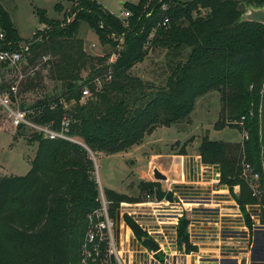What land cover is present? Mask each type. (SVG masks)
<instances>
[{
  "label": "trees",
  "instance_id": "1",
  "mask_svg": "<svg viewBox=\"0 0 264 264\" xmlns=\"http://www.w3.org/2000/svg\"><path fill=\"white\" fill-rule=\"evenodd\" d=\"M65 2L70 7L62 20L48 19L44 10L37 11L42 29L28 41L26 55L31 65L48 57L46 77L61 84L60 93L21 108H39L33 121L53 128L65 116L70 135L85 148L34 134L31 141L37 142V149L29 171L24 176H0V264H77L86 217L98 207L99 191L89 152L95 156L123 153L140 145L158 127L188 122L196 100L209 92L220 96L214 130H244L248 139L225 143L204 136L198 148L200 163L216 167L219 184L246 213L245 223L252 229L245 206L255 205L257 200L241 180L240 162L244 157L260 173V203L264 206L258 119L264 26L240 23L239 19L247 7L264 6V0H139L137 5L123 4L130 14L127 27L96 0ZM55 9L61 12L62 5ZM164 19L168 20L166 26L161 25ZM82 22L95 31L101 45L116 47L112 37L122 39L114 63L108 62V56L85 53L78 37ZM0 30L4 34L0 50L18 49L20 38L1 4ZM156 49L168 54L165 81L155 85L131 75V69ZM34 76L22 83L21 94L39 87L43 76L41 72ZM84 86L91 97L81 100ZM7 88V83L0 85V91ZM61 98L70 104L68 109L59 103ZM235 186H239L237 194ZM158 188L157 182L146 184L145 197L176 200L173 192ZM105 194L113 218L120 203L143 202L110 190ZM124 218L138 239L147 236L131 218ZM260 222L264 225V214ZM188 224L182 217L176 227L177 244L185 245L186 254L197 252L189 242Z\"/></svg>",
  "mask_w": 264,
  "mask_h": 264
},
{
  "label": "rangeland",
  "instance_id": "2",
  "mask_svg": "<svg viewBox=\"0 0 264 264\" xmlns=\"http://www.w3.org/2000/svg\"><path fill=\"white\" fill-rule=\"evenodd\" d=\"M98 2L107 11L119 17L125 10L124 3L137 5L139 0H99ZM0 4L7 12L20 38L16 44L17 48L27 45L35 32L42 29L37 15L38 10H44L48 19L62 20L70 7L65 0H0ZM57 4L62 5L61 12L55 9ZM78 37L83 40V49L88 55L108 56V59L116 55L118 47L110 44L101 45L95 31L84 22L79 26ZM167 55L164 49L150 50L144 60L131 69L130 74L142 77L155 85L163 83L168 76ZM46 60L48 57L31 65L28 57L24 56L18 65L22 75L19 90L22 89L23 82L35 77L34 73L41 72L43 76V81L38 88L20 93V104H23L25 108L31 107L45 96L60 93L61 84L46 77L48 73V69L44 68ZM9 73L12 77L10 82L16 80L18 73L16 71H9ZM219 97L216 92L203 95L196 100L188 122L183 121L170 127H158L146 136L140 145L110 156L94 155L95 162H93V177L98 191H102L105 198L107 197L105 192L110 190L130 199H141V201L147 199L145 185L155 182L152 177L154 165L165 163L162 169L164 171L158 170L170 180L168 183H159L158 189L165 193L171 191L177 201L182 200L180 206L176 203L171 205L169 209L171 218L174 214L181 213L183 209V213L188 218L193 216L195 221L203 223L195 224L190 228L192 240L198 244L196 255L203 259L199 264H212L209 259L213 257L218 259L247 256L253 241V232L248 228V238L239 237L244 236L241 219L230 216L236 211L227 189L218 182L216 167L201 165L198 156L199 143L204 136H207L210 141L222 142L232 138L231 135H235L241 142L242 133L239 129L224 128L217 131L213 128L221 108ZM33 135L32 130L27 128H14L0 111V176H24L29 171L31 159L35 156L37 149V142L31 141ZM178 158H183L182 165L178 164ZM261 196L262 193L259 198H255L258 208H249L252 213L254 211L257 213V219L254 222L258 225H262L260 218L264 214V206L260 203ZM133 204L135 203H132V208L127 210H134L135 213L141 210L150 214L151 211L155 213L159 209L155 205L142 209ZM242 216L244 219L247 218L245 212ZM144 218L147 223L151 222L150 218ZM170 227L172 226L169 224L168 229ZM226 230L233 232L230 234L233 237L223 232ZM166 236L168 240L172 239L173 231L169 230ZM141 245L147 249L143 244ZM168 253L172 255V245L169 246ZM155 258L158 262L165 263L161 254L156 255ZM144 263L147 264L146 259ZM192 264H195L194 261Z\"/></svg>",
  "mask_w": 264,
  "mask_h": 264
},
{
  "label": "built area",
  "instance_id": "3",
  "mask_svg": "<svg viewBox=\"0 0 264 264\" xmlns=\"http://www.w3.org/2000/svg\"><path fill=\"white\" fill-rule=\"evenodd\" d=\"M97 2L99 0H96ZM162 10L166 9V6L161 7ZM130 14L128 11H122L120 16L117 17L124 27L128 26V18ZM168 20L164 19L161 23L162 26H166ZM102 27V26H100ZM4 39V34L0 33V41ZM114 42H117L118 49L122 43L121 38L112 37ZM29 52V45H24L15 50H0V85L3 83L8 84L6 90L0 91V111L6 118L11 122L12 126L16 129L27 128L32 130V132L40 136L44 140H62L71 143H76L85 148V146L78 141L76 138L72 137L69 133V120L64 116L61 124L58 128H53L52 124L41 125L33 121V119L38 116L39 108L32 110H26L21 108L20 104V92L19 86L21 82L22 75L18 70V65ZM117 59V55H112L108 59V62L114 63ZM9 71H16L18 76L16 80L11 81V75ZM109 78V77H108ZM107 78V79H108ZM97 87H100V82L95 79L94 81ZM91 97V92L84 86L81 91V100H86ZM59 103L62 105L63 109H68L70 104L67 103L63 98L59 99ZM50 110L55 109V105H51ZM252 113H250L251 115ZM244 120V117L241 118ZM241 124V123H240ZM241 142L248 139V133L242 130ZM90 159L95 162V157L89 152ZM217 177L219 176L218 172ZM240 177L243 183H245L250 191L253 198H259L262 193L261 187V176L260 173L250 164L246 162L243 157L240 162ZM219 178V177H218ZM169 180L163 183H168ZM219 182V179H218ZM161 183V182H158ZM227 189V188H226ZM228 190V189H227ZM239 192V187L235 186L233 191ZM237 194L236 192H234ZM230 200L233 203V207L236 213H232L230 216H235L241 219L242 233L244 239L248 238L249 227L245 223V219L242 216V212L239 210L238 205L232 199L229 194ZM147 199L141 203L133 204L138 208H149L152 205L157 206L159 209L155 213H146V211H135L127 210L132 208L131 204L122 202L116 209L115 217H111L109 214L110 202L104 197L102 191L99 192L97 199L98 207L91 211L86 217V230L80 243L78 249V262L77 264H145L144 259H146L147 264H162L155 258L156 255L161 254L164 257V264H199L202 257L196 255L198 253V244L192 240V235L190 233V228L195 224H203L200 221H195L193 216L188 218L184 213L183 209L181 213L172 214L169 213L171 205L174 203L182 204V200H175L170 202L165 198L158 200L155 195H147ZM256 205L245 206L246 211L249 214L251 221L253 222V228L249 229L253 232V241L250 245L249 255L241 256L240 258H212V264H231L230 261H235V264H240L241 260L245 259V264H264V225L255 224V219H257V213L249 210V208H258ZM256 215V216H255ZM125 216L131 218L135 224L147 234L144 238H149L153 240L157 246L158 251L152 252L143 248L141 241L143 238L138 239L133 233L131 227L125 220ZM144 217L150 218L151 222L147 223ZM185 218L188 220L189 224L187 227V232L189 234V242L192 246L197 247V252H191L186 254L185 245L182 244L181 247L177 244L176 237V227L180 218ZM172 221V222H171ZM169 224L172 226L169 228ZM171 230L173 231L172 241L168 240L166 233ZM225 234L231 236L233 233L229 230L223 231ZM257 234L263 235L262 242L258 241ZM233 237V236H231ZM256 239V240H255ZM144 245V244H143ZM173 246V253L169 255V246ZM145 246V245H144ZM146 247V246H145ZM137 257V258H136ZM143 258V259H142ZM211 258V257H210ZM189 262V263H188Z\"/></svg>",
  "mask_w": 264,
  "mask_h": 264
},
{
  "label": "water",
  "instance_id": "4",
  "mask_svg": "<svg viewBox=\"0 0 264 264\" xmlns=\"http://www.w3.org/2000/svg\"><path fill=\"white\" fill-rule=\"evenodd\" d=\"M240 23L250 22L257 23L264 26V6L262 7H247L245 13H243L239 19ZM259 144L261 148V168L264 176V80L262 84V89L260 93V103H259ZM198 146V145H197ZM152 177L155 182L167 181V177L163 175L157 168L152 169ZM149 250L152 252L158 251L157 244L149 239L143 238L141 241ZM229 263L235 264V261H230ZM240 264H245V259L243 258Z\"/></svg>",
  "mask_w": 264,
  "mask_h": 264
},
{
  "label": "crops",
  "instance_id": "5",
  "mask_svg": "<svg viewBox=\"0 0 264 264\" xmlns=\"http://www.w3.org/2000/svg\"><path fill=\"white\" fill-rule=\"evenodd\" d=\"M233 134V133H232ZM232 136V138H230V139H228V140H224V141H222V142H226V143H236V142H239V140H240V138H238V137H236L235 135H231ZM36 152V151H35ZM34 158V157H33ZM32 158V159H33ZM159 158H160V156H159ZM158 158V159H159ZM32 159H31V161H32ZM178 160V164L180 165V158H178L177 159ZM202 165V164H201ZM165 167V163H157V164H155L154 165V167L153 168H157V169H159L160 171H164V170H162L163 168ZM217 171V170H216ZM170 180V179H169ZM194 181V180H193ZM193 181H190V182H193ZM223 192H224V190H223ZM227 192H228V190H227ZM234 192H236V193H238V190L237 191H235L234 190Z\"/></svg>",
  "mask_w": 264,
  "mask_h": 264
},
{
  "label": "flooded vegetation",
  "instance_id": "6",
  "mask_svg": "<svg viewBox=\"0 0 264 264\" xmlns=\"http://www.w3.org/2000/svg\"><path fill=\"white\" fill-rule=\"evenodd\" d=\"M262 240H263V235L260 234V235L258 236V241H259V242H262Z\"/></svg>",
  "mask_w": 264,
  "mask_h": 264
}]
</instances>
